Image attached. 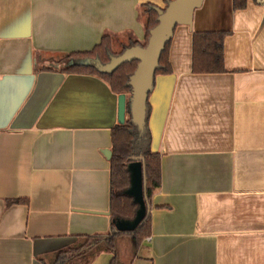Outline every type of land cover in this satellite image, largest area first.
Masks as SVG:
<instances>
[{
    "label": "crops",
    "instance_id": "1",
    "mask_svg": "<svg viewBox=\"0 0 264 264\" xmlns=\"http://www.w3.org/2000/svg\"><path fill=\"white\" fill-rule=\"evenodd\" d=\"M144 3L166 4L0 0V264H53L79 235L110 231L105 150L119 95L98 75L41 68L105 34L113 48L144 41ZM203 31L231 32L227 71H192ZM169 59L173 72L156 76L149 97L162 171L152 233L137 250L121 237L133 250L118 264H264V4L204 0L192 26H177Z\"/></svg>",
    "mask_w": 264,
    "mask_h": 264
},
{
    "label": "trees",
    "instance_id": "2",
    "mask_svg": "<svg viewBox=\"0 0 264 264\" xmlns=\"http://www.w3.org/2000/svg\"><path fill=\"white\" fill-rule=\"evenodd\" d=\"M171 0H165V6ZM255 3L264 4V0H253ZM250 0H233L235 10L245 9ZM142 12L146 16V38L140 41L130 37L119 51L114 50L113 43L116 37L113 34H105L101 41L91 50L74 51L61 55L60 59H51L49 65L42 66V70H60L68 73L95 74L104 79L118 95L132 92L129 78L136 70L138 61L125 62L111 72H101L94 63L84 64L87 60H99L102 63L110 61L112 54H120L127 46L142 44L146 45L150 36V30L158 24V11L152 3L142 4ZM230 31H203L195 32L193 35V60L192 71L194 73H222L227 71L225 65V39ZM172 41V40H171ZM171 41L167 44L160 59V67L156 76L170 74L173 67L169 59V48ZM73 62V64H70ZM151 113V104L148 101L147 126L140 133L131 118L125 122H119L112 127L111 143L112 155L110 158V214L112 226L106 234H81L75 243L60 248L55 252L53 264H88L89 261L100 252L113 254L109 264H118V239L129 237L134 248L137 250L142 241L152 233L151 214L148 213L139 226L127 232L117 231L114 220L118 218H133L138 205L133 198L126 194L125 190L130 185L128 162L132 156L143 155L145 157L146 170V193L151 205L154 192L162 184L161 154L151 147V131L148 125ZM127 114L130 115L129 106ZM11 201H21L13 199Z\"/></svg>",
    "mask_w": 264,
    "mask_h": 264
},
{
    "label": "water",
    "instance_id": "3",
    "mask_svg": "<svg viewBox=\"0 0 264 264\" xmlns=\"http://www.w3.org/2000/svg\"><path fill=\"white\" fill-rule=\"evenodd\" d=\"M204 0H171L165 7L156 6L158 24L150 30L146 45L127 46L120 54H112L110 61L102 63L97 60H87L84 64L94 63L101 72H111L125 62L137 60L136 70L129 78L132 88L130 97L126 94L118 96V116L120 122H125L127 106L130 118L136 129L143 133L147 126L148 101L155 86L156 72L160 67L162 53L172 40L178 25L192 26L194 12L201 7ZM73 64V62H70ZM107 157L111 158L112 150L106 149ZM130 185L125 190L138 205L133 218H118L114 220L117 231L127 232L136 229L145 216L150 213V202L146 193L145 157L135 155L127 165ZM110 213V210L109 212Z\"/></svg>",
    "mask_w": 264,
    "mask_h": 264
},
{
    "label": "rangeland",
    "instance_id": "4",
    "mask_svg": "<svg viewBox=\"0 0 264 264\" xmlns=\"http://www.w3.org/2000/svg\"><path fill=\"white\" fill-rule=\"evenodd\" d=\"M118 38H114V42H116ZM115 49H117V51H119L121 49V46L119 47L118 45H116L114 47ZM55 60L57 59H60V58H53ZM130 97V93H128V98ZM128 118H130V115L128 114ZM127 118V119H128ZM118 247H119V253L122 255V256H125L126 253L128 252V250L130 249L131 251L133 250V247H132V244H131V241L128 239V238H119L118 239Z\"/></svg>",
    "mask_w": 264,
    "mask_h": 264
},
{
    "label": "built area",
    "instance_id": "5",
    "mask_svg": "<svg viewBox=\"0 0 264 264\" xmlns=\"http://www.w3.org/2000/svg\"><path fill=\"white\" fill-rule=\"evenodd\" d=\"M147 238L149 239L150 237L148 236Z\"/></svg>",
    "mask_w": 264,
    "mask_h": 264
}]
</instances>
